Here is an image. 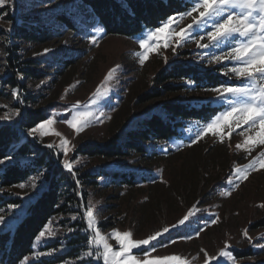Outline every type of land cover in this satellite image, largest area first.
Listing matches in <instances>:
<instances>
[{
	"label": "rangeland",
	"instance_id": "1",
	"mask_svg": "<svg viewBox=\"0 0 264 264\" xmlns=\"http://www.w3.org/2000/svg\"><path fill=\"white\" fill-rule=\"evenodd\" d=\"M60 14L71 19L77 31L70 30L59 18ZM26 17H32L31 23L62 35L51 38L45 45H28L27 51L22 52L21 59L36 60L42 64L37 67L45 74L42 80L25 81L24 78L17 77L5 62V57L15 51L14 45L23 49L26 47L24 41L14 37L16 29L26 26ZM189 23H192L191 18L184 20L182 26L186 27ZM96 28L101 27L77 0H13L11 6L0 8V29L11 35L8 41L0 40V105H6L0 107V116L9 109H19L21 113L20 116H12L10 120H0V127H19L22 112L26 109L41 110L48 118L54 117L57 121L53 126L54 131L61 133L62 137L70 141V146H74L67 158L70 161L79 160L80 163L74 165L77 175L71 176L80 182L77 185L81 196L86 194L85 207L80 209L79 214L68 212L66 216L53 218L50 222L55 236L46 232L44 237L35 242L33 254L19 264H25V260L27 264H76L83 259L102 264V260L97 261L95 258L82 256L83 254L77 260H59L69 249L68 242L70 243L71 237L79 230L76 226L77 221H80L79 216H82L87 229L84 213L89 201L96 204L95 211L99 213L98 226L105 235H110L113 230L131 231L133 239L141 240L166 226L169 227V233L151 242L157 247L151 252L150 259L179 255L190 261V264H231L224 259L208 260V257L218 258L219 251L227 243L231 245L230 250L237 264H264V249L259 247L264 244V207H260L264 204V169L252 172L246 181L240 183L238 189L229 184L230 179H235L233 170L236 166L243 167L264 152V145L259 144L253 148L251 155L236 148L245 139V136L237 134L242 129H237L230 137L226 135L223 142L212 134L193 142L204 127L201 126L190 135L189 141L182 144L176 141L159 145L148 144L147 149H153L149 151L163 155L159 162L148 167L137 164L138 160L133 158L100 160L78 153L85 144L101 148L115 134L123 138L135 124L144 121L154 112L159 113L164 103L180 100L177 95L170 96L165 93L164 86L173 83L158 84L154 80L161 69L172 63L189 62L215 74L218 71L211 68L222 66L223 72L225 64L231 67V63H209L212 52L219 54L221 50L200 49L193 37L192 42L177 48L175 52L171 47L160 48L158 54H150L149 59L141 66L135 55L142 51L138 38L106 37L104 31L98 32ZM92 38L97 39V45L90 42ZM8 47L10 50L6 51ZM45 49L51 51L45 54ZM165 56L167 64L164 61ZM67 60L72 61L73 65L64 69ZM117 65L119 68L114 73V79L107 84L110 92L98 98L97 103L92 105L90 98L97 87L104 83L107 73ZM226 77L229 86H241L244 83ZM15 79L19 84H24L27 90L15 86ZM13 90L19 91V101L13 97ZM155 90L165 94L159 99L149 97ZM27 92L33 94L35 103L24 101ZM190 94L189 102L216 103L214 94L210 91L197 93L191 90ZM77 102L80 111L93 113L90 126L78 135L64 123L71 118ZM224 131L227 133L228 129ZM247 134L255 135V132ZM35 140L36 144L46 150L48 148L45 145L54 144L55 147L48 150L54 153L59 160V166L63 168L61 161L64 157L59 152L61 137L37 134ZM9 162L7 160L3 164ZM63 170L67 172L64 168ZM121 170L138 173L137 180L140 178V182L129 188L120 185V178L108 174L113 175ZM86 173L91 176L106 174L91 189L81 185L80 176ZM34 178L37 185L35 189L30 187L33 178L23 183L26 185L24 189L17 186L0 188V216L4 217L0 233L14 234L19 222L26 216L28 206L45 190L42 176ZM225 191H230L231 196L223 195ZM16 199L21 204L9 202ZM193 208L197 212L185 225L171 229V225L178 224ZM217 215L219 220L212 224L211 220ZM73 216L76 217L75 220L72 219ZM244 229L248 230L251 240L243 236ZM197 230H200L198 237L195 236ZM189 236L192 238L187 239ZM172 239L177 242L171 243ZM161 242L168 246L164 247ZM110 243L117 247L115 240H110ZM150 246L151 244L147 247ZM88 249L91 250L89 247ZM141 252L142 249H133V253ZM0 264H3L1 258Z\"/></svg>",
	"mask_w": 264,
	"mask_h": 264
},
{
	"label": "trees",
	"instance_id": "2",
	"mask_svg": "<svg viewBox=\"0 0 264 264\" xmlns=\"http://www.w3.org/2000/svg\"><path fill=\"white\" fill-rule=\"evenodd\" d=\"M77 1L83 9H86L95 18L106 37L117 36L129 39L139 38L141 33L157 26L169 15L186 10L185 0ZM31 18L26 17V26L22 29H16L14 35V37L24 41L26 47L23 49L14 45L13 54L5 57L7 66L12 69L17 77L24 78L25 81L42 80L45 74L37 69L42 65L40 62L21 59L22 52L27 51L28 45H45L51 38L62 36L44 26L40 27L31 23ZM59 18L67 24L70 30L77 31L71 19L61 14ZM10 36L9 32L0 29V40L8 41ZM8 50H10L9 47L6 48V51ZM72 65L73 62L67 60L63 68L67 69ZM211 69L218 71V73L213 74L211 70H204L189 62L172 63L161 69L154 80L158 84L173 83L164 86L165 93L170 96L177 95L180 100L164 103L159 113L154 112L144 121L135 124L125 133L123 138L115 134L112 140L109 139L101 148L96 145L85 144L78 153L91 159L126 160L125 158H133L138 160L137 164L139 165H146L147 167L155 165L163 155L149 151L152 148L148 150V144L159 145L171 141L179 142V144L187 142L196 129L204 126L211 117L222 110L217 103L189 102L191 90L204 93L205 89L214 86H229L227 77L221 72L222 66ZM63 73L64 71H62ZM189 79L194 81V85L191 87L186 84ZM13 84L22 90H27L25 85L19 84L16 79ZM165 93L155 90L149 97L159 99ZM24 101L31 104L35 103L36 99L33 94L31 95V92H27ZM45 118L48 116L41 110L26 109L22 112L19 127H12L11 125L0 127V159L4 162L10 160L9 163L0 164V188L16 187L38 175L42 176L45 184V190L33 204L28 206L26 216L19 222L14 234L11 232L0 233V258L3 264H19L33 254L39 233L53 218L66 216L69 214L68 212L77 214L81 208L85 207L86 194L81 196L79 193L77 184L80 182L73 179L69 172H65L59 166V160L53 152L41 148L35 143L37 142L35 139L27 135L31 127ZM104 174L106 173L96 176H91L89 173L83 174L80 176L81 185L92 189L93 186L98 185V179L105 177ZM108 174L120 178V185L129 188L135 187L140 180V178L137 180L138 173L136 172L128 173L121 170L113 175ZM9 202L21 204L19 199ZM79 218L80 221L76 223L79 230L71 239L69 237L70 243L68 242V245L70 247L59 258L60 261L80 259L81 255L89 250L90 234L82 216ZM76 264L95 263L83 259L78 260Z\"/></svg>",
	"mask_w": 264,
	"mask_h": 264
},
{
	"label": "snow or ice",
	"instance_id": "3",
	"mask_svg": "<svg viewBox=\"0 0 264 264\" xmlns=\"http://www.w3.org/2000/svg\"><path fill=\"white\" fill-rule=\"evenodd\" d=\"M12 2L13 0H0V8L11 6ZM185 3V11L169 15L157 26L141 33L138 43L142 51L136 52L135 55L139 58L140 65L143 66L150 54H158L160 48L171 47L175 52L177 48L192 42L193 37H195V43L200 49L221 50L219 54L215 51L212 52L209 63L230 62L232 66L229 67L225 64L222 74L244 83L241 86L221 85L205 89L214 94L215 102L222 110L205 123L193 142H198L208 134L218 136L219 140L223 142L226 135L230 137L237 129H242L237 134L245 136V139L242 144H237L236 148L243 149L248 155H251V151L257 144L264 145V0H185ZM189 18H191L192 23L183 27V21ZM96 31L102 33L103 29L96 28ZM90 42L97 45L96 38H92ZM49 51L51 49H45L44 53ZM164 61L167 64L166 56ZM118 68L119 65L112 68L107 73L104 83L97 87L93 97L90 98L92 105L97 103L98 98L104 97L110 92L107 84L114 79V73L117 72ZM186 84L191 87L194 85V81L189 79ZM12 95L17 101L20 100L18 90H13ZM0 107H6V105H0ZM79 107V102H77L71 118L64 121L77 135L90 126L93 117L92 112L80 111ZM20 114L19 109H9L8 112L0 116V120H10L12 116H20ZM56 122L54 117L45 118L31 127L27 135L33 139L37 138V134L39 136H60L59 152L64 157L61 161L62 166L75 177L77 171L74 170V165L79 164L80 161H70L67 158L74 146H70V141L62 137L61 133L54 131L53 126ZM224 129H228V132L225 133ZM253 131L255 135L247 134ZM45 147L53 149L55 146L49 143ZM3 163L4 160L0 159V164ZM260 169H264V152H261L258 157L253 158L243 167L236 166L233 170L235 179H230L229 184L238 189L240 183L246 181L252 172ZM17 187L24 189L26 185L21 183ZM30 187L33 189L37 187L35 178L30 182ZM223 195L231 196V192L225 191ZM260 207H264V204H261ZM95 209L96 204L89 201L84 217L90 233L88 247L92 250L85 251L83 256L95 258L97 261L102 260V264H190V261L179 255L149 258L151 252L157 247L151 242L157 241L169 233V227L166 226L141 240L133 239L131 231L113 230L110 235H105L98 226L99 213ZM196 212L197 209H190L178 221V224L171 225V229L185 225V222L189 221ZM72 219L75 220L76 217L73 216ZM218 220L219 216L217 215L211 220V223L215 224ZM2 224H4V217L0 216V225ZM46 232L55 236L51 222L39 233L37 239L44 237ZM199 233L200 230H197L195 236L198 237ZM242 234L251 240L247 229H244ZM191 238V236L187 237V239ZM110 240H115L117 247H114ZM176 242L175 239L171 240L173 244ZM161 243L164 247L168 246L167 243ZM150 244L151 246L147 247ZM142 246L144 247L142 248ZM259 247L264 249V244L259 245ZM133 249H142V252L133 253ZM230 249L231 245L226 243L225 248L219 251L218 258L208 257V260L224 259L230 261L231 264H237ZM40 255H51V253H40ZM25 264H27V260H25Z\"/></svg>",
	"mask_w": 264,
	"mask_h": 264
}]
</instances>
